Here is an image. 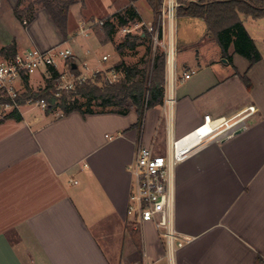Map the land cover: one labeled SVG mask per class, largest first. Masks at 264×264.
I'll return each instance as SVG.
<instances>
[{"label": "crops", "instance_id": "1", "mask_svg": "<svg viewBox=\"0 0 264 264\" xmlns=\"http://www.w3.org/2000/svg\"><path fill=\"white\" fill-rule=\"evenodd\" d=\"M33 1L3 0L0 61L7 59L1 50L13 45L17 52L47 51L69 39L70 21L65 40L38 5L30 21L26 9ZM196 19L181 17L178 46L186 56L177 66L180 78L195 73L176 84L168 114L162 105L146 112L142 131L133 127L134 112L27 119L20 111V121H0V264H262L264 53L245 26L262 59L250 68L232 47L230 63L206 21ZM17 23L25 40L15 34ZM210 43L217 48L208 49ZM73 54L77 63L99 60ZM239 115L246 117L242 133L210 143L176 167L175 229L191 241L170 258L153 223L136 226L127 217L128 166L140 145L163 155L161 142L165 155L169 138L186 136L205 116L219 125ZM130 228L139 233L140 248Z\"/></svg>", "mask_w": 264, "mask_h": 264}, {"label": "built area", "instance_id": "2", "mask_svg": "<svg viewBox=\"0 0 264 264\" xmlns=\"http://www.w3.org/2000/svg\"><path fill=\"white\" fill-rule=\"evenodd\" d=\"M186 1L200 3L201 0ZM2 3L3 0H0V9ZM181 6L180 0H162L155 23L148 25L144 21L138 22L120 28L117 33L125 37L129 34L147 32L152 36L154 51L161 50L164 53L166 73L165 98L162 106L165 114H168L175 106L176 84L180 80L190 79L195 73L187 71L180 78L177 72L175 24ZM104 24L105 21L99 22L101 27ZM73 57L74 54L70 48L56 47L47 51L29 48L0 61V114L6 115L13 111L20 113L24 106H21L18 100L26 92L25 78L30 80L31 76L40 70L49 76L51 67L58 71V77L52 81L57 97L70 93L84 84L96 83L98 77L109 85L117 83L120 79L121 75L114 66L106 65L110 59L109 54L100 58L95 65L86 63L81 68ZM59 59L64 60L65 63L63 71L57 67ZM72 62L76 65L75 69ZM32 104L43 111L47 108V102L44 99L28 100L26 105ZM62 116L61 114L59 117ZM245 119V116L239 115L222 124L214 125L210 116H205L204 122L186 136L179 139L169 138L165 155L154 153L152 147L144 145L138 147L135 161L128 166L133 184L127 217L136 226L153 223L163 239L170 258L191 241L189 237L179 234L175 229L176 167L201 148L212 142L226 139L244 128Z\"/></svg>", "mask_w": 264, "mask_h": 264}, {"label": "trees", "instance_id": "3", "mask_svg": "<svg viewBox=\"0 0 264 264\" xmlns=\"http://www.w3.org/2000/svg\"><path fill=\"white\" fill-rule=\"evenodd\" d=\"M77 0H34L26 9L30 14V21L35 5L47 10L64 39H68L69 7ZM129 5L121 12L112 15L101 27L106 38L110 42L114 39L122 27L131 26L142 22V18L134 6L142 0H128ZM151 8L156 18L160 12L162 0H144ZM22 21L23 13L16 12ZM187 16L204 19L210 34L215 38L221 48L223 57L232 63L230 48L246 58L250 68L260 62L262 56L257 49L253 39L248 34L242 16L246 19H264V0H209L200 3H188L178 10V17ZM29 23V22H28ZM144 47L145 53L135 64L121 61L114 68L120 73L117 83L109 85L96 79V83H87L77 87L70 93H64L57 97L52 87L53 79L58 77V71L51 67L49 73L51 78L46 81L45 88L33 91L29 78H25L26 92L19 98L21 106H25L28 100H42L47 102L45 113L52 114L59 111L63 116L74 112L82 116L117 113L127 115L134 112L137 115V123L133 126L140 131L143 129L146 112L154 107L163 105L165 98V56L161 50L154 51L152 36L144 34H129L116 45V52L120 57H125L127 52H135ZM17 53L15 45L1 50L6 58L13 57ZM74 63L72 62V65ZM247 89L251 91L252 84L246 76L241 77ZM82 99L84 103H79ZM99 108L100 110H95ZM21 120L20 113L13 111L5 116V119ZM129 233L138 248L141 246L140 235L137 231L129 229ZM264 264V261L261 262Z\"/></svg>", "mask_w": 264, "mask_h": 264}, {"label": "rangeland", "instance_id": "4", "mask_svg": "<svg viewBox=\"0 0 264 264\" xmlns=\"http://www.w3.org/2000/svg\"><path fill=\"white\" fill-rule=\"evenodd\" d=\"M67 1V0H63ZM209 1V0H201ZM182 6L188 4L189 2L186 0H180ZM129 4L128 0H77L76 3L69 7V39L60 45V48L66 49L70 48L73 52H79L82 56H85L86 60L94 58H102L104 54H109L110 59L106 62L107 66H115L119 64L121 61H125L128 64L137 63L145 53V48L140 47L135 52H127L125 57H120L116 52V45L120 42L124 37L121 35H116L114 42H110L107 40L104 31L99 26L100 21L108 20L112 15L121 12L126 6ZM136 8L140 12V14L145 19L148 25L155 23V17L153 12L146 1L142 0L136 3ZM182 17V16H181ZM181 17H177L175 24V43L177 48V57L176 62L177 66L180 61L184 59L186 56L185 51H179V33L181 23ZM197 20V19H196ZM201 19H198L196 22H200ZM244 26L248 29L251 35H254L258 39V47L264 53V20L255 22L252 19H246L243 17ZM202 21V20H201ZM37 25L34 27L35 32ZM7 33H4V36ZM15 34L18 38L24 39L26 38V32L24 27L17 26L15 28ZM2 35V33H1ZM198 45V44H197ZM200 46L191 47V52L196 51ZM208 49L217 48L216 43H210L207 45ZM181 50V48H180ZM204 50V49H202ZM90 52V56H87V52ZM232 49L230 48V52ZM191 53H189L190 56ZM78 66L81 68L84 63L78 62ZM89 65H92L88 63ZM94 65V64H93ZM57 67L60 71L65 69L64 60L59 59L57 62ZM43 70L38 71L34 75L31 76L30 86L33 91H37L38 89L45 88L46 81L50 78V76ZM79 103H84L82 99H79ZM95 110H100L99 108H95ZM21 112H24L26 118L44 116L45 111H43L40 107L36 105H26L22 107ZM8 115V114H6ZM6 115L0 114V121L4 120ZM51 115L55 117H59L61 113L59 111L53 112ZM163 144L157 143V148H161V151L157 152L160 154L165 153Z\"/></svg>", "mask_w": 264, "mask_h": 264}, {"label": "water", "instance_id": "5", "mask_svg": "<svg viewBox=\"0 0 264 264\" xmlns=\"http://www.w3.org/2000/svg\"><path fill=\"white\" fill-rule=\"evenodd\" d=\"M224 61H225V60H224ZM73 68L75 69V68H76V65H73ZM244 130H245V127H244V128H241L240 130H238V131H236V132H234L230 137L237 136V135H239L240 133H242ZM230 137H228V138H230ZM228 138H226V139H228Z\"/></svg>", "mask_w": 264, "mask_h": 264}]
</instances>
